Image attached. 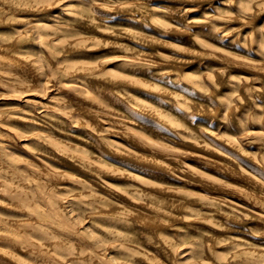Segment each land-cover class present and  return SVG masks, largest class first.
Instances as JSON below:
<instances>
[{
  "label": "rangeland",
  "instance_id": "374dc122",
  "mask_svg": "<svg viewBox=\"0 0 264 264\" xmlns=\"http://www.w3.org/2000/svg\"><path fill=\"white\" fill-rule=\"evenodd\" d=\"M0 150V264H264V0H0Z\"/></svg>",
  "mask_w": 264,
  "mask_h": 264
},
{
  "label": "bare ground",
  "instance_id": "6f19581e",
  "mask_svg": "<svg viewBox=\"0 0 264 264\" xmlns=\"http://www.w3.org/2000/svg\"><path fill=\"white\" fill-rule=\"evenodd\" d=\"M1 151V150H0ZM2 152V151H1ZM1 152H0V154H1ZM3 153V152H2ZM4 155V154H3Z\"/></svg>",
  "mask_w": 264,
  "mask_h": 264
}]
</instances>
